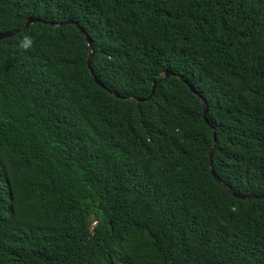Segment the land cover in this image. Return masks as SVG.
<instances>
[{"label":"trees","instance_id":"16d2710c","mask_svg":"<svg viewBox=\"0 0 264 264\" xmlns=\"http://www.w3.org/2000/svg\"><path fill=\"white\" fill-rule=\"evenodd\" d=\"M30 18L83 27L107 90L74 25L0 40V264H264V200L209 164L215 129L264 195V0H0Z\"/></svg>","mask_w":264,"mask_h":264},{"label":"water","instance_id":"95a60500","mask_svg":"<svg viewBox=\"0 0 264 264\" xmlns=\"http://www.w3.org/2000/svg\"><path fill=\"white\" fill-rule=\"evenodd\" d=\"M36 22H43L45 24H48L49 26L51 27H61V26H65L67 24H71V25H74L83 35V37L86 39V41L88 42L89 46H90V51H89V58H88V66H89V69H90V73L94 79V81L99 85L101 86L103 89L107 90V88L99 81L98 77L94 74L93 72V69H92V66H91V61H92V57H93V47H92V41L91 39L89 38V36L87 35L86 31L83 29V27H81L79 24H77L76 22H73V21H67V22H62V23H49V22H46V21H43L41 19H33V18H30L26 25L23 27V28H20L18 30H13V31H9V32H5V33H0V40L2 39H5V38H9L13 35H16L17 33L19 32H22L24 31L30 24H33V23H36ZM174 75V73L172 72H165L164 74V77L163 78H166L168 76H172ZM156 82H154L153 84V89H152V92H151V95L148 97V98H144V99H139V98H135V97H126V99H130V100H134V101H144V100H147L149 98H151L155 92V88H156ZM190 90L196 94L200 100H201V103H202V107H203V111H204V117L206 118L207 116V112H208V104L206 102V100L199 94L197 93L194 88L192 86H189ZM109 91V90H108ZM113 96L117 97V98H125V97H122L120 96L119 94L115 93V92H112V91H109ZM206 121L208 122L207 118H206ZM215 142H216V131L215 129H213V142H212V145H211V148H210V152H209V164H210V171H211V174L212 176L215 178L216 182L218 184H220L223 188H225L232 196L238 198V199H241V200H257V199H261V200H264V195H254V196H243V195H240V194H237L230 185L226 184L225 182H223L215 173V170L212 166V153H213V148L215 146Z\"/></svg>","mask_w":264,"mask_h":264}]
</instances>
